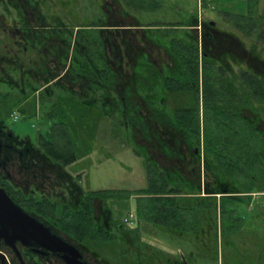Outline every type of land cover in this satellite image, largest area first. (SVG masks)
Instances as JSON below:
<instances>
[{"label": "trees", "instance_id": "obj_1", "mask_svg": "<svg viewBox=\"0 0 264 264\" xmlns=\"http://www.w3.org/2000/svg\"><path fill=\"white\" fill-rule=\"evenodd\" d=\"M121 1L137 11L149 12L160 10L166 2ZM201 1L207 3L209 0ZM261 1L248 0L247 15L223 13L226 23L232 26L231 32L226 34L239 42L242 40L238 35L247 38L252 42L251 47L257 48L258 54L264 52V15H255L254 8L258 6L259 10L262 9L264 4ZM193 17L194 22L199 18L198 14ZM102 18L100 16L98 21L81 24L83 39L87 36L94 47L101 51L104 47L103 37L101 30L96 28L101 26ZM147 25L155 26L146 29L150 37H155L176 53L181 65L177 75H167L160 87H125L121 73L107 63L104 52H96L97 55L82 52L81 80L83 84L85 81L93 83L85 89L92 92L97 111L86 104L82 108L87 110L85 113L92 111L99 120L105 117V113L116 118L119 125L131 131V137L134 130L142 126L146 136L157 135L151 124L169 127L190 148L199 147L198 156L191 164L190 171L184 166H166L147 156L146 187L117 189L115 193L92 191L85 193L84 197L90 199L97 195L106 208H109L108 200L111 198L133 197L136 225L146 222L185 239L190 233H201L204 237L205 232L199 228L203 219L200 220L198 208L209 210V213L215 210L221 216V233L226 241H229L230 235H239L247 229L251 236L256 233L261 243H258L260 258L255 264H264V201H253L255 194L264 193V68L254 70V67H241L236 70L231 65L223 69L214 60L205 58L201 73L200 42L195 31L189 29L192 24L155 21ZM89 27H92L91 34L86 31ZM93 30L98 34L95 35ZM91 60L92 65L96 66L93 72L88 69ZM154 73L152 69L148 74L152 81L155 80ZM139 96L146 100L149 109L146 111L147 117L143 115L145 106L139 103ZM61 116L66 118L63 113ZM75 135V141L68 139L64 142L63 135L54 133V142L46 144L48 141L45 142L44 138L42 145H48L51 159L65 166L76 159L73 146L81 141L80 136ZM132 139L139 150L145 151L134 135ZM63 144L66 149L60 147ZM70 147L73 149L70 150ZM166 150L170 152L169 148ZM49 208L60 209L55 203H51ZM92 208L88 206V213L85 214L84 206H67L66 216L62 223L58 219L59 224L66 225L73 237L84 236L98 242L115 240L112 231L102 229L94 220ZM207 219L212 220L211 214ZM55 223H58L57 220ZM203 225L206 226L205 218ZM126 257L136 261V264L142 260L141 253L136 250L128 252ZM242 259L234 262L251 264L249 260L248 263L241 262ZM146 263L154 264L152 257Z\"/></svg>", "mask_w": 264, "mask_h": 264}, {"label": "flooded vegetation", "instance_id": "obj_2", "mask_svg": "<svg viewBox=\"0 0 264 264\" xmlns=\"http://www.w3.org/2000/svg\"><path fill=\"white\" fill-rule=\"evenodd\" d=\"M0 5L2 6V2ZM10 5L15 9V16L11 14L9 20H0V27L2 26V30L10 37L0 42L4 45L0 48V84L10 85L21 94L19 96L23 100L36 98L40 113V116L38 114L37 116L43 119L40 121H44L46 129L39 128L34 140L31 135L17 132L7 119H0V188L6 191L13 203L24 213L49 227L52 234L64 241V245L43 246L40 244L41 236L35 241L28 237L15 240L11 235L1 237L0 264H114V258L104 255L97 249L99 245L107 252L120 254V256L116 255V259L129 261L126 255L129 249H137L141 231L140 226L135 225V214L132 213L134 224L129 225L125 219L115 218L110 208L102 205L99 209L97 195L85 199V192L76 178L66 166L60 161L51 159L48 154L50 149L46 144L54 142L52 139L54 133L63 135L64 142L68 139L74 140L76 135L73 126L78 125L80 118L83 119L82 115L77 118V115L71 114L69 106L64 103V98L58 100L56 96L62 95L61 97H67L74 103L78 102L80 107L86 104L96 110L97 102L92 99V92L89 93L85 89L93 83L85 81L83 84L81 80L82 52L91 55L104 52L107 63L121 73L125 87L134 89L137 86L145 89L150 85L157 87L163 85L167 75L176 76L181 69L179 58L158 39L150 37L146 29L155 26L149 27L141 23L137 17L122 28H115L109 22L111 16L108 11H104L106 14L104 17L107 19L106 21L104 18L100 19L101 26L96 28L101 30L103 37L104 47L101 51L94 47L87 36L83 39L81 24L73 27L71 18L67 22L64 16H59L50 10L46 12L43 6L37 8L33 0ZM27 9H35L36 12ZM40 9L43 10L40 11L41 14ZM29 13L31 16H28ZM95 21L98 19L96 18ZM199 21V24H195L192 15L189 20L181 22L192 24L189 29L195 31L199 39L201 73L205 58L214 60L217 66L223 69L230 68L231 65L236 70L241 67H254V70L264 68V59L259 58L257 48L251 47V41H246L248 43L246 45L240 35L237 34L242 40L240 42L237 38L228 36L226 33L231 31L219 27L215 21L210 22L201 18ZM168 22L177 21L168 20ZM91 28L86 30L88 34ZM69 36H73V40H70ZM155 49L158 52H153ZM8 67L13 72L9 74L12 80L8 78ZM88 69L90 72L96 70L92 60ZM152 69L155 70L154 81L148 76ZM40 95L45 99L39 97ZM138 100L146 107L143 108V115L147 117L146 111L149 109L145 98L139 96ZM12 109H17L15 111L18 113V118L16 120L12 118L13 121L20 119L21 114L24 116L19 107ZM64 110L66 118L61 116ZM105 117L110 116L105 113ZM151 126L156 130L157 135L146 136L143 126L134 130L133 134L148 156L166 166H184L190 171L191 164L198 156L199 147L190 148L186 141L181 136L178 139L176 136L178 133L169 127L165 128L159 124H151ZM44 138L45 142H48L42 145ZM65 146L63 144L60 147ZM166 146L170 152H167ZM73 147L75 149L76 146ZM73 147H70V150ZM51 203H55L60 209H50ZM67 206H84L85 214L88 213V206H92L91 215L94 220L102 229L112 231L116 241L98 242L89 237H73L68 233L69 229L66 225L59 224V220L62 223V219L66 216ZM200 229L205 232V228ZM197 238L195 241V235L188 234L186 239L191 243L185 250L188 257L184 252L178 259L145 252L141 247L142 249L139 248L142 254L140 264H147V259H151L152 256L154 264H176L178 261H181L180 264H191V262L207 264L197 256L199 251L207 247L206 240L204 237ZM199 243H202V246ZM151 253L152 256L146 255ZM222 264H227L224 257Z\"/></svg>", "mask_w": 264, "mask_h": 264}, {"label": "rangeland", "instance_id": "obj_3", "mask_svg": "<svg viewBox=\"0 0 264 264\" xmlns=\"http://www.w3.org/2000/svg\"><path fill=\"white\" fill-rule=\"evenodd\" d=\"M28 1L30 0H0L2 2V6L0 5V20H9L12 17L11 14L15 16V9L10 5L11 3ZM33 3L36 4L37 8L43 6V10L46 12L50 10L52 13L64 16L67 22L71 18L73 27L94 22L100 16H103L106 21L107 17H104L106 15L104 11H108L111 16L109 22L115 28H122L130 21H134L136 17L141 20V23L148 24L155 21H185L189 20L192 15L198 14V17L202 20L215 21L219 27H225L227 28L226 30L231 31L232 26L226 23L223 13L228 12L239 15H247L249 13L248 0H209L207 3L201 0H166L163 7L155 12L137 11L124 4L121 0H33ZM261 4H264V0L261 1ZM27 10L36 12L35 9ZM43 10L40 9L39 13ZM263 11L264 7L260 10L258 6L254 8L255 15H264ZM28 16H31V14L29 13ZM199 18L198 21L194 22L195 24H199ZM2 29L3 27L1 26L0 42L10 38L9 34ZM93 31L95 35L98 34L95 30ZM72 38L73 36H69L70 40H73ZM241 38L249 42L247 38L242 36ZM3 47L4 45L0 43V48ZM153 52H158V50L155 49ZM260 53L262 56H260ZM260 53L259 58L263 60L264 52ZM3 72L5 71L3 70ZM10 73L13 72L8 67V78H10ZM10 79L12 80V76ZM19 95L21 94L10 85L0 84V119H7L8 123L17 132L31 135L36 140L39 128L46 129L43 119L37 116V114L40 116V113H38V101L36 98L23 100ZM41 95L39 97L45 99ZM61 96L58 95L56 98L58 100L64 98V103L69 106L71 114L77 115V118L82 115L83 119L87 120L86 122L80 118L78 125L73 126L75 133L80 136L81 143L75 147L76 159L65 165L66 169L80 183L83 191L86 194L92 191L115 193L114 190L117 189H140L146 187L148 185L146 168V157L148 154L146 150L143 151L137 148L131 137V131L119 125L116 118L110 116L99 120L97 117L92 116L91 112L85 113L87 110L80 107L78 102L74 103L67 97ZM13 107H19L21 112L24 113V116L21 114V118L17 121L12 119V113L17 110L12 109ZM63 114H66L65 110ZM40 119L42 120L40 121ZM253 197L254 203L258 200L264 201V193L255 194ZM102 205L103 203L99 199V209ZM108 206L117 219L124 220L130 213L135 214V199L133 197L111 198L108 200ZM197 212L200 220L203 219L199 228L205 226L203 225L204 218L206 221L204 238L207 247H204V250L199 251L197 255L202 258L203 263L222 264V257L226 258L227 264H236L237 262L234 261L242 258L241 262L248 263L249 260L251 264L257 263L260 258L258 243H261V240L258 241L256 233L251 236L249 229H247L248 231L245 230L239 235H230L229 241H226L221 233L222 219L220 214L217 215L215 210L209 213V210L199 208ZM210 214L212 220L207 219ZM140 230V245H136L138 253L143 248L145 252L148 251L176 259L184 252L186 257H188L185 250L191 243L185 237L173 235L164 228L161 229L146 222H141ZM197 237L202 238V234L195 235V241H197ZM115 241L116 238L112 240V242ZM232 241H235V243L233 244ZM199 245L202 246V243H199ZM97 249L104 255L114 258V264H136V261L132 259L129 261L116 259V255L120 256V254L107 252L100 245ZM131 251L135 250L129 249V252ZM152 253L146 255L152 256ZM131 255L134 256L135 254L132 253ZM131 255L129 257H132Z\"/></svg>", "mask_w": 264, "mask_h": 264}, {"label": "water", "instance_id": "obj_4", "mask_svg": "<svg viewBox=\"0 0 264 264\" xmlns=\"http://www.w3.org/2000/svg\"><path fill=\"white\" fill-rule=\"evenodd\" d=\"M9 235L13 240L28 237L34 241L41 236L40 244L43 246L64 245V241L52 234L49 227L24 213L13 203L6 191L0 188V238Z\"/></svg>", "mask_w": 264, "mask_h": 264}, {"label": "built area", "instance_id": "obj_5", "mask_svg": "<svg viewBox=\"0 0 264 264\" xmlns=\"http://www.w3.org/2000/svg\"><path fill=\"white\" fill-rule=\"evenodd\" d=\"M12 117H13V119L16 120V119L18 118V113H17L16 111H14V112L12 113ZM125 221H126L129 225H133L134 222H135V221H134L133 214L130 213L129 216L125 218Z\"/></svg>", "mask_w": 264, "mask_h": 264}, {"label": "crops", "instance_id": "obj_6", "mask_svg": "<svg viewBox=\"0 0 264 264\" xmlns=\"http://www.w3.org/2000/svg\"><path fill=\"white\" fill-rule=\"evenodd\" d=\"M201 228H205V227H201Z\"/></svg>", "mask_w": 264, "mask_h": 264}]
</instances>
